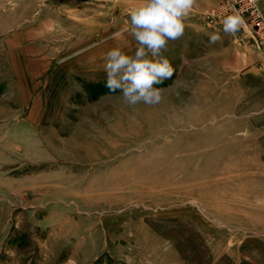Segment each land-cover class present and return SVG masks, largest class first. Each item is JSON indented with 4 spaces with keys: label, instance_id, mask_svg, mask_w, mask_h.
I'll return each instance as SVG.
<instances>
[{
    "label": "rangeland",
    "instance_id": "1",
    "mask_svg": "<svg viewBox=\"0 0 264 264\" xmlns=\"http://www.w3.org/2000/svg\"><path fill=\"white\" fill-rule=\"evenodd\" d=\"M200 1L131 109L140 0H0V264H264V49Z\"/></svg>",
    "mask_w": 264,
    "mask_h": 264
},
{
    "label": "clouds",
    "instance_id": "2",
    "mask_svg": "<svg viewBox=\"0 0 264 264\" xmlns=\"http://www.w3.org/2000/svg\"><path fill=\"white\" fill-rule=\"evenodd\" d=\"M196 0H140L137 7L129 12V31L138 47L133 55H127L119 48L109 50L105 55L104 70L107 87L112 92L121 90L125 107L135 109L137 105L153 106L161 101L159 88L172 77L174 68L168 58L163 56L169 40L183 36L184 19L193 10ZM253 6L257 0H249ZM257 13L259 9L257 7ZM223 32L234 35L245 21L239 12L227 15L222 20ZM221 40L218 33L209 34V43ZM68 264H74L69 260Z\"/></svg>",
    "mask_w": 264,
    "mask_h": 264
},
{
    "label": "built area",
    "instance_id": "3",
    "mask_svg": "<svg viewBox=\"0 0 264 264\" xmlns=\"http://www.w3.org/2000/svg\"><path fill=\"white\" fill-rule=\"evenodd\" d=\"M257 5L253 6L249 0H220L216 6L211 8V13L217 15H231L234 10L243 17L245 24L251 28V36L257 47L264 49V13ZM257 7L259 13H257Z\"/></svg>",
    "mask_w": 264,
    "mask_h": 264
},
{
    "label": "crops",
    "instance_id": "4",
    "mask_svg": "<svg viewBox=\"0 0 264 264\" xmlns=\"http://www.w3.org/2000/svg\"><path fill=\"white\" fill-rule=\"evenodd\" d=\"M215 1H217V0H201L200 2H202L203 4H205L203 7H208V6L212 5V3L215 2ZM218 1H220V0H218ZM196 2H198V0H196ZM259 7H260L261 11L264 13V0H260ZM218 259L216 260L217 263H218ZM173 264H183V263L181 261L174 260L173 261Z\"/></svg>",
    "mask_w": 264,
    "mask_h": 264
}]
</instances>
